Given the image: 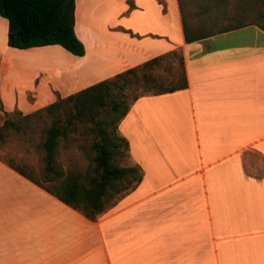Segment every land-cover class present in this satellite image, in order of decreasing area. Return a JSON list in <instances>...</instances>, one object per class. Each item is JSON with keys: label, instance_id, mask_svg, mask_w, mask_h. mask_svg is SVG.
I'll list each match as a JSON object with an SVG mask.
<instances>
[{"label": "crops", "instance_id": "obj_1", "mask_svg": "<svg viewBox=\"0 0 264 264\" xmlns=\"http://www.w3.org/2000/svg\"><path fill=\"white\" fill-rule=\"evenodd\" d=\"M75 1L84 54L65 72L34 69L55 46L9 48L0 19V113L33 112L55 90L66 97L174 49L187 87L140 97L120 120L142 177L96 221L0 161V264H264V33L249 25L185 44L177 0H108L116 13ZM104 17V32L125 37L115 56Z\"/></svg>", "mask_w": 264, "mask_h": 264}, {"label": "trees", "instance_id": "obj_2", "mask_svg": "<svg viewBox=\"0 0 264 264\" xmlns=\"http://www.w3.org/2000/svg\"><path fill=\"white\" fill-rule=\"evenodd\" d=\"M218 3L221 4L222 1ZM178 12L185 44L249 25L256 26L264 33V25L238 18L245 15L241 8L239 12L233 13L203 12L202 18L194 26L189 24V17L179 2ZM0 17L7 22L6 45L9 48L25 50L59 46L72 56L81 57L84 54L83 45L73 32L74 0H0ZM171 59L180 67L179 76L163 82L150 74L155 66ZM167 71L170 69L167 68ZM186 87L179 49L151 58L59 99L31 115L22 116L29 120L44 114L52 119L40 144L44 152L42 178L45 183H51V187H44L23 170L7 163L6 165L85 219L96 221L114 203L105 207V203L119 192L116 186L121 185L126 194L139 184L142 177L139 167L121 168L113 162L120 148L127 152L126 141L117 133L120 120L138 98L173 93ZM78 126L88 127L89 132L98 137L91 145L95 153L91 158L93 167L84 177L72 174L63 176L54 159L57 139H65ZM7 129L19 131V126L15 122L4 121L0 128V141L3 138L1 132Z\"/></svg>", "mask_w": 264, "mask_h": 264}, {"label": "rangeland", "instance_id": "obj_3", "mask_svg": "<svg viewBox=\"0 0 264 264\" xmlns=\"http://www.w3.org/2000/svg\"><path fill=\"white\" fill-rule=\"evenodd\" d=\"M76 1L79 6L82 5V0ZM218 1H222V3L219 4ZM107 2L109 1L103 0L100 3L104 5ZM178 2L189 17V24L193 26L202 18L203 12H207L208 14H219L221 12L233 13L236 11L239 12L240 8L245 15L238 17L239 19H247V21L249 20L248 22L264 25V0H178ZM109 3L112 5L110 9L107 8L106 12L114 11L113 13H116L120 7L114 5L112 2ZM124 5L130 9L131 4L129 1L125 2ZM102 13L103 11L100 10V15ZM0 19L3 22L5 21L4 18L0 17ZM106 19L107 18L105 17L100 19V30L104 34V37L109 40V43H111L110 48L114 49L110 54L115 56L121 53L122 47L125 44V37L124 34H117L115 30H109L107 33L104 32ZM86 20L87 17H85V21ZM121 31L126 33L123 29ZM234 44H237V41H230V43L227 42L225 43V47H231ZM103 53L105 54L106 52ZM80 63L79 58L70 55L60 47L55 46L50 52L44 53L42 57H39L34 61V69L35 67H49L54 70L65 72L68 70L69 66L77 67ZM167 68H169L170 71H167ZM103 69V73L100 74L95 71L94 74L91 75L90 80L109 73L110 67H104ZM180 71L177 62L174 59H171L169 62L163 61L155 66L150 71V74L158 81L164 82L170 78H176L179 76ZM36 75L37 71L34 70V77ZM54 93V97L51 99L52 102L65 98L61 96L62 94H58L57 90H55ZM34 102H36L35 98ZM43 107L45 106H37L34 108V111L30 113H0V128L6 120L15 122L19 126V131L7 129L1 132L3 138L0 141V161L5 165L7 163L23 170L26 174L30 175V177L37 180L42 186L49 188L51 187V183H45L42 178L44 175V152L40 148V144L43 140L44 131L49 127L52 119L44 114L41 116L36 115L29 118V120H25L22 117L25 115H31ZM97 140L98 137L95 136L94 133L89 132L88 127L83 128L80 126L68 133L65 139H57L54 159L57 168L63 173V176L72 174L84 177V174L92 169L91 158L95 153L92 150L91 145ZM113 162L116 166L121 168L133 166L128 158L127 152L123 148H120V152L114 158ZM2 185L10 186L11 184L8 180L7 182L3 180ZM116 188L119 192L105 203V207L110 206L125 194L122 191L121 185L116 186ZM18 194L19 193H17V197H19Z\"/></svg>", "mask_w": 264, "mask_h": 264}]
</instances>
